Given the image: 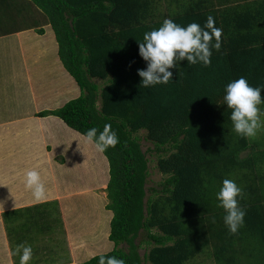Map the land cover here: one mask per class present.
Wrapping results in <instances>:
<instances>
[{"label": "trees", "instance_id": "obj_1", "mask_svg": "<svg viewBox=\"0 0 264 264\" xmlns=\"http://www.w3.org/2000/svg\"><path fill=\"white\" fill-rule=\"evenodd\" d=\"M30 1L45 13L81 91L36 115L57 116L83 135L110 124L119 137L104 152L115 246L76 264H99L101 255L126 264H191L207 250L217 264H264V135L235 133L223 100L226 85L240 77L264 85V0ZM209 16L223 30L211 66L185 60L170 69L174 82L144 88L138 75L146 68L139 55L144 34L165 19L203 26ZM143 140L151 144L146 150ZM150 153L166 178L148 188ZM224 179L243 189L245 224L235 235L216 199ZM24 209L3 213L7 229Z\"/></svg>", "mask_w": 264, "mask_h": 264}, {"label": "crops", "instance_id": "obj_2", "mask_svg": "<svg viewBox=\"0 0 264 264\" xmlns=\"http://www.w3.org/2000/svg\"><path fill=\"white\" fill-rule=\"evenodd\" d=\"M16 13L17 16L13 18L12 16ZM20 18L22 19L20 20ZM48 29L52 30L46 36ZM40 30L44 32L42 33ZM0 49L13 66V75H8V79L10 78L8 82L14 89L13 92L6 89L3 92L0 91L3 93L0 95V159L5 164L8 163L7 166H9V170H6L8 173L3 175L0 173V177L5 178L4 182L8 186V190L17 193L18 188L19 193H25L24 176L27 171L32 169L40 172L43 181L50 178L53 190V187L58 186L60 181L61 172L57 175L58 172L60 170L68 171L72 166L71 161H76L81 166L80 171L85 175L101 173V179H106V184L103 187L105 188L104 196L107 197L106 189L110 177L108 178L109 162L105 154L97 152L94 148L89 150L87 144L84 143L83 134L69 127L61 118L54 115L47 117L36 115L44 110L60 108L69 100L78 97V95L67 97L69 91H72L70 86L66 87L67 92L64 87L63 92L62 85L60 88H56L53 83H50V80L49 82L45 80V83L42 81L47 72L54 74L55 77L61 74L60 70L68 72L63 67L64 65L62 66L58 41L45 13L30 0H0ZM43 62L46 64V69ZM17 64L20 65L19 68H16ZM55 64L56 66H54ZM73 91H77L75 85ZM11 93H14L13 97ZM23 104L28 105L26 110L21 108ZM17 105H19L18 111L16 110V108L18 109ZM19 124L23 127H19ZM61 153L62 157L63 154H70L71 159L67 160L66 156L63 159L59 155ZM58 157H61L62 161L55 159ZM75 157H77L76 160ZM75 169L76 167L73 171ZM96 187L98 186L96 185ZM84 191L95 192L92 188ZM56 194L61 195L60 193ZM77 194H82V192L74 189L70 194L63 193L65 199L59 203V209L64 218L61 221H63V228H66L65 236L69 242L67 248L71 252V261L68 264L78 263L77 254L82 256L85 252H90L85 248L84 242L75 239L72 231L67 230L68 224L64 217L66 214L63 209L69 201L73 200L67 198L66 195L76 197ZM21 197L26 200L21 201L19 205L6 208L3 213L46 203L44 200L37 201L34 198ZM108 215L109 217H107ZM112 217L111 210L105 211L104 218H110V221ZM4 224L6 225L5 221ZM5 234L9 243L6 230ZM8 248L9 252L2 258L1 264H19L16 254H14L17 246L12 245L11 247L9 244ZM92 256L90 255V258Z\"/></svg>", "mask_w": 264, "mask_h": 264}, {"label": "rangeland", "instance_id": "obj_3", "mask_svg": "<svg viewBox=\"0 0 264 264\" xmlns=\"http://www.w3.org/2000/svg\"><path fill=\"white\" fill-rule=\"evenodd\" d=\"M16 16L17 13L14 14L12 17L15 18ZM21 19L22 18H20V20ZM50 31L48 29L46 36L49 35ZM43 64H45V62H43ZM17 65L16 68H19L20 65H18V67ZM44 66L46 69V64ZM54 66H56V64ZM60 73V75L55 77L54 74L47 72L42 79L43 83H45V80H47L48 82L50 80V83H53L56 88H60V86L62 85L63 92L64 87L65 92H67L66 87L70 86V89H72V91H69L67 97L69 98L72 95L79 96L81 93L80 88L76 84V81L71 76V74L68 72H63V70H60ZM8 75H13V66L11 65V63L8 62V58H6L5 53L0 49L1 92L5 91L4 89L11 92H13L14 90L9 85L8 81L10 78L8 79ZM97 81L101 83L99 80ZM74 85L77 89L76 92L73 91ZM1 94L3 93H0V95ZM11 96L13 97L14 93H11ZM18 106L19 105H17V107ZM27 107L28 105L24 104L21 106L23 110H26ZM261 107L262 109H264V105H262ZM16 110L18 111L19 107L18 109L16 108ZM262 119H264V116H262ZM20 124L19 127H23V125ZM145 133L146 132H142L141 136L143 137ZM257 134L264 135V129L258 131ZM143 145L144 149L146 150L151 144L143 140ZM86 146L89 147V150L91 148H94L91 145ZM59 155H61L62 157V153ZM63 155V157L66 156L67 160L71 159L70 154ZM61 157L55 159L62 161ZM76 158L77 157H75L74 159L76 160ZM149 158L151 176L149 178L147 187L151 188L159 186V184H161L165 180L166 176L162 174L158 169L157 155L150 153ZM89 164H91V162H89ZM7 165L8 163L5 164L4 161L0 159L1 175L8 173L6 170H9V166ZM71 165L72 166L69 168L68 171L62 172V170H60L58 172L57 175H59V173L61 172L59 177L60 181L57 184L58 186L53 187V190L51 189L52 186L50 185V178H46L43 181L46 186L47 193L46 198L44 199L46 203L36 205L35 209L33 210H31L29 206L26 207V209L21 212L22 215L19 217V220H15L14 222L9 223L8 229L7 225L4 224V220L2 217L3 211L8 207L21 204V201L26 200L21 196L25 198L29 197L31 196L32 192L25 187V183V193H19L18 188L17 193L11 192L10 190H8V186L5 185V178L0 177V264L2 263V258L5 257V254L7 252H9V244L11 245V247L12 245L18 246L21 244L31 245L33 249V260L30 262V264H68V262L71 261V252L67 248L69 242H67V238L65 236L66 233L64 230H66V228H63V221H61V219L64 218L62 215V211H60L59 209V203L60 201H63V199H65V197L62 195L63 193L70 194L72 191H74V189H77V191H81L82 194H77L78 196L76 195V197H74L75 194L73 197L72 195H66L67 198L73 199L69 201L66 207L63 209L64 213L66 214L64 215V217H66V223L68 224L67 230L72 231L75 239L85 243V248H87V251L90 250V252H85L82 256L79 257V259L77 260L78 263L87 260L88 258H90V255L94 256L96 254L105 253L114 248L115 244L112 240H110L109 237V232L111 231V220L109 221L110 218H104L105 211H110L106 208V202L108 201V199L104 196L105 188L103 186L106 184V179H101V173H99L98 175H89L90 173L85 175L84 172L80 171L79 168H81V166L76 161H71ZM74 167H76V169L73 171ZM109 177L110 172L108 173V178ZM19 184L21 185V182H19ZM89 184L90 186H92L90 187ZM96 185L98 187H96ZM90 188H92L93 191L95 190V192H83V190H88ZM56 193H60L61 195ZM107 217H109V215ZM9 220L13 221V219ZM23 222L24 226L19 227V225ZM5 230L7 231V233L9 231L7 236L9 243L6 239ZM21 237H25L26 242L21 239ZM144 237L145 236L142 235L138 242H140V240ZM148 248L149 244L144 242L142 244V247L140 248L142 256L145 255ZM16 258L19 262V255H16ZM192 263L217 264L211 256V252L208 250L197 256L196 259L192 261Z\"/></svg>", "mask_w": 264, "mask_h": 264}, {"label": "clouds", "instance_id": "obj_4", "mask_svg": "<svg viewBox=\"0 0 264 264\" xmlns=\"http://www.w3.org/2000/svg\"><path fill=\"white\" fill-rule=\"evenodd\" d=\"M222 31L215 26L212 16L207 18L203 26L195 22L182 26L172 19H165L158 29L146 32L143 42L139 43V55L146 62V68L138 70V75L142 78L141 85L144 88H151L174 82L170 69L179 67L185 60L188 65L211 66L213 49L218 52L222 47ZM262 93L264 85L252 87L244 77L226 85L224 104L231 110L233 131L239 136L254 138L258 131L264 129ZM83 140L99 153H104L119 143V137L110 124H105L102 131L97 128L89 129L83 135ZM24 183L35 200L41 201L46 198V186L39 171L36 169L27 171ZM216 199L219 202L218 207L224 210L223 219L229 233L237 234L245 224L246 211L239 204V200L243 199V189L234 180L224 179L216 193ZM14 254L19 255V264H30L33 260L31 245H18ZM99 264L126 262L115 256L101 255Z\"/></svg>", "mask_w": 264, "mask_h": 264}]
</instances>
